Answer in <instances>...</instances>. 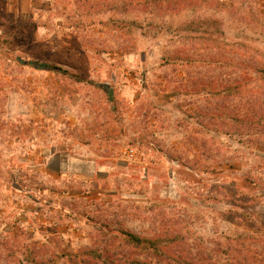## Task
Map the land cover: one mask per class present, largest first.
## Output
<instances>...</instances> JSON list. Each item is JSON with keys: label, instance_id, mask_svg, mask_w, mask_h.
<instances>
[{"label": "rangeland", "instance_id": "rangeland-1", "mask_svg": "<svg viewBox=\"0 0 264 264\" xmlns=\"http://www.w3.org/2000/svg\"><path fill=\"white\" fill-rule=\"evenodd\" d=\"M169 1L0 0V264H264V0Z\"/></svg>", "mask_w": 264, "mask_h": 264}, {"label": "crops", "instance_id": "crops-1", "mask_svg": "<svg viewBox=\"0 0 264 264\" xmlns=\"http://www.w3.org/2000/svg\"><path fill=\"white\" fill-rule=\"evenodd\" d=\"M84 2L88 7L92 8H101L100 6L103 4H108V0H79ZM128 6L132 3L133 6L143 4L146 0H123ZM107 11H114V7H110ZM84 151V149H83ZM47 163H46V171L48 173V179L56 181L60 179H67L72 181L73 183H79L87 185L89 182H93L95 180L96 174V159H103V158H94L93 160L91 157H86L83 154H76L73 152L67 153H54L47 156ZM86 167H91L92 171L91 174L86 172ZM61 174V175H59ZM65 196H69L71 199H81L85 198L84 194L78 192L76 190L70 191L68 194H64ZM60 196V195H59ZM51 226V224L49 225ZM54 227H57L55 224ZM73 225H70L65 231H72ZM62 231H64L62 229Z\"/></svg>", "mask_w": 264, "mask_h": 264}, {"label": "trees", "instance_id": "trees-1", "mask_svg": "<svg viewBox=\"0 0 264 264\" xmlns=\"http://www.w3.org/2000/svg\"><path fill=\"white\" fill-rule=\"evenodd\" d=\"M169 1V0H166ZM156 3H158V6H160L162 4V0H155ZM149 3V0H146L143 4H139V5H147ZM168 3H171V1H169ZM132 5V3L130 4ZM136 5V6H139ZM247 61H245V74H244V81L246 83V86L248 88H251V85H254L257 80L259 79L258 76L261 74L264 75V62H262V59L260 57H258L255 54H247ZM41 67L43 69H48V70H55V71H60L63 73H66V71H64L63 69L59 68V67H51L49 65H41ZM259 76V77H260ZM246 87V88H247ZM239 88V87H238ZM252 89V88H251ZM235 108L237 109H232L231 112H234V115L237 117L236 118H248L247 121L249 123H252L251 121V117L256 115V108H257V100L255 98H250L248 99L244 105H235ZM232 121H234V119H232ZM234 126V125H233ZM246 128V126H245ZM192 264V263H190ZM196 264H200V263H196Z\"/></svg>", "mask_w": 264, "mask_h": 264}, {"label": "built area", "instance_id": "built-area-1", "mask_svg": "<svg viewBox=\"0 0 264 264\" xmlns=\"http://www.w3.org/2000/svg\"><path fill=\"white\" fill-rule=\"evenodd\" d=\"M125 161L134 163H144L148 159V153L139 148H129L125 152Z\"/></svg>", "mask_w": 264, "mask_h": 264}]
</instances>
